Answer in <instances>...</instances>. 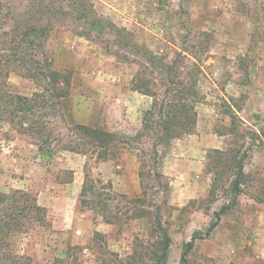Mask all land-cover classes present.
<instances>
[{
  "label": "rangeland",
  "instance_id": "1",
  "mask_svg": "<svg viewBox=\"0 0 264 264\" xmlns=\"http://www.w3.org/2000/svg\"><path fill=\"white\" fill-rule=\"evenodd\" d=\"M89 1L97 15L116 25V31L110 28L103 34L94 33L69 15L45 14L62 7L65 12L78 15L65 0H0V27L10 31L16 25L36 24L45 30L48 64L64 73L71 85L63 119H46L61 133L53 157L42 154L36 142L21 134L15 125L0 121V192H32L46 208L50 223L58 214L68 220L66 229H55L52 223L51 229H36L24 236L18 246L24 249L26 262L150 264L148 258L140 259L139 255L158 239L156 227L161 222L173 241L167 264H184L181 255L185 244L195 234L205 235L217 220L216 213L224 206H232L220 216L209 238L197 240L185 264H263L254 254L255 238L245 229L247 216L256 214L259 202H264V156L260 155L264 151V0H223L224 6L218 9L209 0ZM181 27L189 34L182 35ZM190 34H194L191 43L186 40ZM181 47L187 54L177 49ZM150 52L166 60L180 53L189 68L193 63L199 67V95L192 102L196 111L206 116L219 113L218 132L226 135V145L218 153L210 150L199 154L200 157L192 154L191 160L197 161L199 169H192L191 160L186 162L191 174L170 176L161 167L162 184L153 176L144 178L140 191L128 194L116 190L112 179L118 173L129 174L134 165L139 175L142 152L148 153L152 141L145 137L131 146L111 141V148L100 151L98 158L93 153L95 147L86 145L92 139L67 127L72 122L112 132L106 116H115L116 110L107 104L118 98L117 88L122 86L126 90L134 85L133 79L140 69L145 70L141 64H146ZM215 68L223 72L219 80L212 75ZM205 71L222 90L227 82L224 72H228L243 92L236 97H209L214 85L212 80H204ZM7 82L11 92L24 96L41 92L32 80L15 72L10 73ZM257 98L263 102L254 116L256 110L246 111L245 106ZM207 103L211 106L206 108ZM70 145L75 147L74 151L66 150ZM171 150L163 149V157ZM242 157L243 193L236 195L233 182ZM259 159L263 160L262 171L257 168ZM76 172L83 182L86 177L94 180L97 198L88 193L85 199L98 202L96 207L81 205V189L78 192L73 187L65 192L66 182ZM97 180L110 183L111 189L101 190ZM109 197L111 210L101 204ZM130 201L134 203L128 204ZM51 204L57 205L55 216L49 212ZM116 206L123 213L127 208L131 212L118 214ZM68 215L72 221L67 219ZM133 215L140 217L130 219Z\"/></svg>",
  "mask_w": 264,
  "mask_h": 264
},
{
  "label": "trees",
  "instance_id": "2",
  "mask_svg": "<svg viewBox=\"0 0 264 264\" xmlns=\"http://www.w3.org/2000/svg\"><path fill=\"white\" fill-rule=\"evenodd\" d=\"M65 1L70 3V7L78 15L69 14L62 7L59 10H53V12L49 10L45 14L69 15L75 21L83 22L94 33L101 31L103 34L110 28L116 31L115 24L105 21L95 13L94 6L89 0ZM16 26L10 31L0 27V76L2 74L0 121L8 123L10 126L15 125L21 134L36 142L42 154L53 157L55 144L61 142V133H57L52 122L46 119L48 117L49 119L52 117L63 119L67 107L66 101L70 96V80L61 71L51 69L48 64L44 41L46 31L36 24H27L25 27ZM147 58L146 64H141L145 70L141 71L140 69L134 77L133 81L135 80V82L132 88L141 94L152 97L153 104L151 109L144 113L142 127L135 135L100 131L87 125H74L72 122L67 129L90 137L92 140L86 145L95 147L93 153H96L98 158L100 151L111 148V141L119 146H131L134 145L133 143H141L145 137L150 139L152 143L148 153L142 152L140 158V182L143 183L144 178L153 176L158 183L162 184L164 175L160 169L163 155L160 149H168L174 140L193 134L196 130L198 112L192 99L199 95V79L196 76L198 77L201 71L194 63L190 68L185 65L180 53L171 60L164 58L166 61L151 52ZM11 72L32 80L41 92H35L31 96L11 92L7 82ZM49 108L51 110L47 111ZM80 145H85V143ZM68 147L69 149L66 150H75L72 145ZM211 151L219 152V150ZM244 159L242 157L237 162L238 174L236 181L233 182L236 195L243 193L241 179L245 176ZM72 179L73 174L70 181L66 183H70ZM94 183L92 178L86 177L81 191V205L84 207H88V205L96 207L95 204L98 203L85 199L88 193L97 198ZM97 183L101 190L109 191L111 189L110 183H104L102 180H97ZM98 196L101 197V195ZM111 199L109 197L105 199L107 202H101L105 209L111 210L109 202ZM259 203L264 204L261 201ZM231 208L232 206H224L219 213H216L217 220L211 224L205 235H193L190 242L184 246L181 263L187 262L188 255L195 248L197 240L207 239L211 236L218 226L220 216ZM121 209L119 206L115 207L118 214L128 215L131 212L130 208H127L128 211L124 213ZM138 217L140 216L133 215L130 219ZM51 227L52 223L48 220L47 210L39 204L36 194L21 189H12L8 193L0 192V264H28L22 253L24 249L18 246L22 238L36 229H51ZM156 229L158 239L153 244H148L151 249L146 248L145 253L140 254L139 258L144 260L148 258L150 264H167L173 241L161 222H157Z\"/></svg>",
  "mask_w": 264,
  "mask_h": 264
},
{
  "label": "crops",
  "instance_id": "3",
  "mask_svg": "<svg viewBox=\"0 0 264 264\" xmlns=\"http://www.w3.org/2000/svg\"><path fill=\"white\" fill-rule=\"evenodd\" d=\"M209 1H211L215 9L224 6L223 0ZM224 9H226V7ZM119 13H121L120 10ZM200 15H202L201 12ZM130 21L133 23L132 19H130ZM186 26L191 27L188 24H186ZM186 30L187 29L184 27L180 28V32L182 33V35L189 34V32H187ZM193 37L194 34H190L186 37V40L188 41L190 39L191 43V39H193ZM187 46L190 47L189 44ZM193 48L196 47L193 46ZM177 49H179L181 53L187 54V51L183 47ZM188 55L189 57H191V59H193V61L197 62L195 57H193L189 53ZM168 58L170 59L171 57ZM222 74L223 72H221L217 68L213 69L212 71L214 79L219 80L222 77ZM224 74H226L227 82L225 89L222 90L218 87L211 74L205 71V74L203 75L204 80H212L214 85L212 93L208 94L206 92L209 97L212 96L211 94H216V97L220 96V98H228L227 96L236 97L238 94L243 92L242 86L236 85L235 81L232 79L231 75L228 74V72H224ZM115 94H118V98L116 100L114 99L115 101L113 102H108L107 104L116 110L115 116H110L109 114L106 116V119L108 120V122H110L111 131L117 134L134 135L141 129L144 113L147 110L151 109L153 98L148 95L141 94L140 92L134 90L132 87L125 90L122 86H120L115 90ZM206 100H208V98ZM261 102H263V100H259V98H257L256 102L251 100V102L246 104L245 110L253 111L255 109L256 112H253V115L257 116V114L255 113L258 112V107L260 106ZM209 104L207 103L206 105H204V107H210L211 105ZM213 107H216V105H214ZM216 113L217 115H215L214 117V115L211 116V114H209L206 116L204 112L198 111V121L195 132L193 134L185 136L184 138L174 140L173 142H175L178 146L175 147L171 144L168 149L170 150L171 148L172 150L170 151L168 156L163 157L162 167H164V174L175 177L178 175H189L192 172L190 168L186 169V162H189L191 160V157H193L192 154H198V156L200 157L201 155L199 154L201 153H206L210 150H222L225 147L226 135L218 132L220 124H218L216 117L219 116V113L217 111ZM161 149L160 152L163 155V149L165 148ZM260 155L261 157H263L264 151L260 153ZM163 161H165L164 165ZM262 161L261 159H259V162L257 163V168L261 171L263 170ZM103 164H106V162H104ZM196 168L199 169L197 166V161H192V169ZM132 169L133 170L129 174L128 172H126V174L128 175L119 173L114 175L115 177L112 179V183L116 190H122L128 194L140 191V177L137 172V167H135L134 165ZM83 184V179H81L79 173L76 172L74 173V178L72 179V181L65 185L64 190L65 192H68L69 189H73L74 187L79 192L80 189L82 190L81 187L83 186ZM56 206V204H51L49 206V212L54 216L57 215L55 212L57 208ZM76 206L77 203L73 205L74 209ZM259 206L260 209L256 214L247 216V229L245 230L246 233L255 238V244L253 246L254 254L260 257L264 264V204H260ZM62 217L63 215L58 214L57 218L55 217L53 219L52 223L55 229L62 230L67 228L65 222L68 220H63ZM67 219L72 221L73 218L72 216L70 217L68 215ZM106 226L108 227V229H110V226L108 224ZM96 229L100 231L99 227H97ZM234 253L236 257L239 255L238 250H235ZM235 264L239 263L235 262Z\"/></svg>",
  "mask_w": 264,
  "mask_h": 264
}]
</instances>
